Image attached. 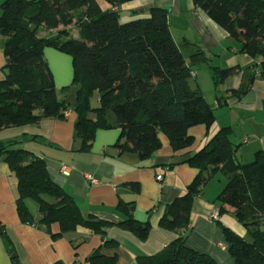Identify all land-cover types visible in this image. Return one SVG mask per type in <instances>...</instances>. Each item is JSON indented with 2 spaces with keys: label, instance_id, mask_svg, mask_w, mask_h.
<instances>
[{
  "label": "trees",
  "instance_id": "obj_1",
  "mask_svg": "<svg viewBox=\"0 0 264 264\" xmlns=\"http://www.w3.org/2000/svg\"><path fill=\"white\" fill-rule=\"evenodd\" d=\"M129 0H3L0 4V47L5 55L4 77L0 79V129L37 123L45 118H65L76 114L75 134L81 150L91 146L97 129L120 130L115 146L119 151L136 152L149 159L160 148L163 133L172 148L189 146L193 138L187 130L195 125L209 127L215 121L214 109L201 92L192 89L193 68L210 70L218 86L235 67L211 64L207 54L196 46L186 61L173 41L167 10L151 7L146 17L119 21L116 7ZM196 7L240 44V51L259 58L258 70L264 79V0H192ZM77 30V37L70 29ZM47 32L39 36L38 30ZM52 32H54L52 34ZM52 47L72 59V84L76 86L72 106L65 90L53 83L43 49ZM253 75L233 95L240 97L250 87ZM96 98V105L92 99ZM233 129L219 128L205 146L186 163L197 174L183 194L165 206L159 225L181 233L152 255H138V264H217L208 253L189 248L186 229L194 198L217 174L226 184L216 196L218 215L232 208L235 219L251 236L223 228L228 252L234 264H264V154L256 151L249 162L235 158L231 141ZM16 139L0 141V161L7 164L16 179V211L25 224L59 225L53 238L76 228L102 237V244L88 257L89 264H116V255L101 252L118 243L105 237L114 224L93 215H84L74 198L53 182L44 160L19 147ZM126 191L139 192V183L122 184ZM120 190L117 191L118 194ZM37 205L35 217L29 203ZM122 216L115 223L145 240L151 229L148 220L134 217V202H117Z\"/></svg>",
  "mask_w": 264,
  "mask_h": 264
},
{
  "label": "crops",
  "instance_id": "obj_2",
  "mask_svg": "<svg viewBox=\"0 0 264 264\" xmlns=\"http://www.w3.org/2000/svg\"><path fill=\"white\" fill-rule=\"evenodd\" d=\"M151 7L167 10L171 37L186 61L198 45L212 65L236 68L218 86L213 84L208 68H193L189 85L199 90L214 109L215 121L209 127L203 124L190 127L187 133L193 141L189 146L174 151L167 137L159 133L160 148L151 158L142 161L136 152L119 151L115 142L120 130L110 128L97 129L91 146L81 150V140L75 134L76 114L72 109L63 119L45 118L33 124L0 129V141L19 140L20 148L44 160L53 182L74 198L84 215L114 223L106 228L105 237L117 241L118 245L103 247L101 252L115 254L116 264H138V255L158 252L181 233V230L161 227L160 217L165 206L183 194L197 174V169L186 160L205 146L219 128L233 129L231 141L238 161H251L259 150L264 154V79L257 72L260 59L241 52L239 42L230 38L192 0H129L115 9L119 21L125 22L146 17ZM70 34L77 37L76 28L72 27ZM43 55L55 87L58 90L70 87L66 85L72 82L71 57L49 47L43 49ZM4 65L5 55L0 47V79L5 74ZM250 75L253 79L247 92L240 97L233 95L232 90L239 88ZM86 174L93 176L97 183L91 184ZM158 175L161 180L156 179ZM217 176L193 200L186 244L195 251L208 253L217 264H234L223 228L248 243L252 239L229 206H225L226 211L217 219L211 217L219 209L215 199L223 187V183H215ZM126 182L139 183V192L124 190L122 184ZM16 194V179L7 164L0 161V264H12L10 247L19 264H89L87 257L102 244L101 235L79 227L53 238L51 234L59 232L57 223L46 226L21 222L16 211ZM119 198L125 203L134 202L137 220L149 221L151 229L145 240L115 225L122 217L116 208ZM29 208L37 217L32 203Z\"/></svg>",
  "mask_w": 264,
  "mask_h": 264
},
{
  "label": "rangeland",
  "instance_id": "obj_3",
  "mask_svg": "<svg viewBox=\"0 0 264 264\" xmlns=\"http://www.w3.org/2000/svg\"><path fill=\"white\" fill-rule=\"evenodd\" d=\"M38 35L39 36H45V32H44V30H42V29H39L38 30ZM49 48H52V47H49ZM52 49H54V48H52ZM44 56V55H43ZM44 58H45V56H44ZM46 59V58H45ZM46 62H47V64H48V61L46 60ZM72 83V82H71ZM71 83H70V85H66V86H70V87H68L64 92H65V94H66V96H67V99H68V101L70 102V105L72 104H74V101H75V95H76V86H74V84H72L71 85ZM69 97V98H68ZM92 104L93 105H96V98H93L92 99ZM216 176V175H215ZM214 176V177H215ZM213 177V178H214ZM213 178H211L210 180H212ZM216 179V181H215V183H217L218 181L220 182V183H223V187L225 186V184H226V179H225V177L222 175V174H218V176H217V178H215ZM209 180V181H210ZM223 187H222V189H223ZM32 205H33V209H35L34 211H36V209H37V205L34 203V202H32Z\"/></svg>",
  "mask_w": 264,
  "mask_h": 264
},
{
  "label": "built area",
  "instance_id": "obj_4",
  "mask_svg": "<svg viewBox=\"0 0 264 264\" xmlns=\"http://www.w3.org/2000/svg\"><path fill=\"white\" fill-rule=\"evenodd\" d=\"M68 113H69V111H66V112H65V116H67ZM62 169H63L64 173H66L65 168H64L63 166H62ZM85 176L87 177V179L89 180V182H90L91 184H95V183H97V180H96L93 176H91V175H87V174H86ZM156 179H157V180H161V175H158V176L156 177ZM211 217L217 219V218H218V210H215V211L211 214Z\"/></svg>",
  "mask_w": 264,
  "mask_h": 264
},
{
  "label": "water",
  "instance_id": "obj_5",
  "mask_svg": "<svg viewBox=\"0 0 264 264\" xmlns=\"http://www.w3.org/2000/svg\"><path fill=\"white\" fill-rule=\"evenodd\" d=\"M9 251H10V253H11L12 264H19V260H18V258H17V256H16V253L14 252L13 247H10V248H9Z\"/></svg>",
  "mask_w": 264,
  "mask_h": 264
}]
</instances>
